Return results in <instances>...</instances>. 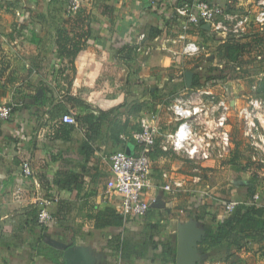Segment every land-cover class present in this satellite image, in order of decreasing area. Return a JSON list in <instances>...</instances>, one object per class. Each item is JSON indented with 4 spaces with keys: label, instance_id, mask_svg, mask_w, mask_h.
<instances>
[{
    "label": "crops",
    "instance_id": "crops-1",
    "mask_svg": "<svg viewBox=\"0 0 264 264\" xmlns=\"http://www.w3.org/2000/svg\"><path fill=\"white\" fill-rule=\"evenodd\" d=\"M72 1L79 3L77 10L70 9ZM211 2L240 10L246 5ZM175 7L174 0L154 7L146 0H0V108L13 107L8 120L0 119V264H65L63 251L49 246L48 237L88 248L98 264H172L171 259L176 264L180 224H194L204 232L196 264H264V231L246 238L258 229L233 232L216 245L203 244L207 230L231 215L225 204L246 202L264 209V184L248 183L244 173L237 178L242 169L247 173L251 151L241 132L232 133L239 119L230 118L231 113L244 109L241 101L231 93L217 95L227 83L210 86L193 75V86L182 91L181 74L191 71L185 66L189 56L184 45L195 42L207 52L204 44L212 37L210 27L183 30L185 18L173 13ZM72 42H79L80 49L69 60ZM136 45L150 47L148 56L135 54ZM126 48L131 49L130 64L121 61ZM217 53L207 52L208 61ZM133 65L138 87L130 82ZM164 68L173 69L176 95L163 96L168 81L160 73ZM79 100L92 108L79 107ZM178 102L200 109L192 124L196 144L208 160L190 159L170 147L163 150L180 123L172 112ZM121 105L123 110L114 111ZM131 106L138 111H130ZM98 111L114 112L100 117L94 132L93 126L76 120L88 114L98 118ZM221 114L227 117L223 128L217 125ZM64 115L76 124L63 123ZM138 119L157 129L149 152L150 188L142 196L151 207L144 216L125 221L116 212L119 198L108 193L110 154L139 153L130 138L140 132ZM123 124L127 126L117 144L111 134ZM24 160L31 176L23 174ZM245 184L255 186L256 199L247 198ZM39 194L41 202H50L53 221L48 226L36 222Z\"/></svg>",
    "mask_w": 264,
    "mask_h": 264
},
{
    "label": "built area",
    "instance_id": "built-area-1",
    "mask_svg": "<svg viewBox=\"0 0 264 264\" xmlns=\"http://www.w3.org/2000/svg\"><path fill=\"white\" fill-rule=\"evenodd\" d=\"M147 3L154 7L159 1L163 0H146ZM263 4V2H261ZM79 3L72 1L70 9L77 10ZM173 13L177 16L185 18V23L182 26L183 30H188L189 27H200L209 25L210 30L216 31V33H222L227 30V34L230 36L236 35L239 31L245 30V25L249 21V17L246 15L242 17L235 25L231 28H227L222 25L219 18L223 20H233L236 15L229 14L226 12L224 5H215L205 1H196L191 6L185 4L173 9ZM256 21L260 24L264 23V11L260 12L256 18ZM203 29V28H201ZM145 35L141 33L139 40L144 41ZM150 47L144 45H136L133 48V52L137 55L148 56ZM204 49L202 46L195 42H187L184 45L183 53L186 56L193 57L203 53ZM253 109L261 108L258 101L249 102ZM224 107V106H223ZM11 107L5 106L0 108V119L8 120L11 114ZM172 112L175 118L180 122L173 135L169 136V146H163V150L167 151L170 147L173 151L183 152L190 159L196 157L207 159L208 153L200 152L199 146L196 144L198 140L197 134L194 131L192 122L195 116L200 113L198 107H190L187 103L178 102L172 106ZM245 118L250 117L248 110H243ZM226 115L221 114L218 118L217 125L223 128L226 122ZM62 122L68 125H75V119L70 115H64ZM252 122V120H251ZM140 132L133 133L130 138L137 143L141 150L135 155H128L123 151L116 150L110 154V173L111 177L108 181V193L119 198V203L116 205V212L125 220H131L133 218L144 216L150 209L151 204L144 201L142 196L150 188V173H151V161L149 157L150 148L155 142V136L157 129L152 122L147 120H141ZM253 129L254 135L246 137L252 138L253 141L250 143L253 153L252 161L258 165L264 163V128L259 123V126L254 127L252 122L249 125ZM259 127V128H258ZM261 129V130H259ZM222 141L224 144L228 141L226 133L222 134ZM255 141V142H254ZM23 174L25 176H31V168L28 160L23 162ZM166 177V175H164ZM177 187L179 184H176ZM165 188H169L166 186ZM253 199L257 198V195H253ZM238 202H229L225 204V211L232 212ZM50 202H41V207L37 212L36 221L38 225L48 226L52 223L53 217L48 207Z\"/></svg>",
    "mask_w": 264,
    "mask_h": 264
},
{
    "label": "rangeland",
    "instance_id": "rangeland-1",
    "mask_svg": "<svg viewBox=\"0 0 264 264\" xmlns=\"http://www.w3.org/2000/svg\"><path fill=\"white\" fill-rule=\"evenodd\" d=\"M239 1L242 2L243 4L244 3L246 4L245 7H242L241 10L234 8L232 9L229 7V5L224 4V8L226 9L227 13L236 15L235 19L223 20L222 18H219V20L221 21L222 25L225 26L227 29L233 27L237 21H239L242 17L247 15L249 17V21L245 25L246 29L243 31H239L238 34L233 36L228 35L227 30H224L222 33L217 34L216 31L212 29L211 30L212 38L209 41L206 40V43L204 45L207 46L206 51L208 53L210 52L214 53L217 50L218 53L216 55L214 54L216 59L213 60L212 62L211 60L208 61V58L206 56L207 52L204 51L203 53L196 56V58L187 57L185 66L190 67L191 71L189 72L192 73L194 72L195 68L199 66L200 71L193 73V75L196 76L194 80L196 79V81H198L199 83H203V82L211 83L210 86H212V84H214V81L216 80H219L221 83L222 82L227 83L226 86H221V89L218 88V93H217L218 96H220L222 92H225L227 95L232 94L233 96L232 99H238L241 101L242 104H240L239 106L244 107V109L238 108L232 111L231 113L232 115L230 118L239 119V122L235 121L236 125H238L239 127L234 128L232 133L236 132L238 135L241 132V134L243 135L242 136L243 141L249 147V151H251V155H250L251 157H250V161L248 162V164L250 163V165L245 164L247 173L242 169L236 175L238 178L241 177L244 173V176L246 177L245 179L248 181V183L250 182L251 183L254 182L255 184L259 183V185L261 186L262 183L264 184V176H262V174H264V163L258 165L252 161L253 149L250 143L253 141V139L246 137L245 134H248L247 136H250L252 134L256 138L255 133H253L254 132L253 129L249 127V125H251L252 122L254 123V127L259 126V123H261V125L264 128V89H263L264 88V41H260V37H262V35L264 34V23L260 24L256 21V18L259 15V13L264 11V0H236L237 3H239ZM261 2H263V4H261ZM211 4L217 5L215 2L214 3L211 2ZM228 8L229 11L227 10ZM200 28H203V26ZM212 42L218 43V45L214 46L212 45ZM4 45L6 47V44ZM235 45H240V50L242 51L237 60H231L230 57L228 58L220 54V51L227 49V46L233 47ZM138 62L139 61H136L137 65H139ZM164 69L165 72L162 71L160 73L163 76L165 75V78L168 81L166 82V85L164 87L165 93L163 96L176 95L177 94L176 91L178 89L177 88L174 89L171 87L172 84L171 80L173 79L174 76H170L171 75L170 70L173 69L171 68L170 69L164 68ZM132 71L133 74L130 82L134 83L135 86L138 87L140 86V79L138 74H136V68H134V65L132 67ZM169 71L170 73L167 74ZM175 71L179 72L180 69H176ZM192 83H193V79H192ZM180 85L184 87L182 88L183 89L182 91L185 90V86L186 88H188L185 82V75L181 74ZM260 88H262V91H259ZM252 101H258L259 103H261V105H259L261 108L253 109V107L249 103ZM5 106H9V105H5ZM5 106L1 105V107H5ZM153 106L154 105H152L151 108H153ZM12 108L13 107H11V109ZM239 110H240V114H238ZM243 110L246 111L248 110L250 117L245 118L244 113H242ZM120 121L121 122L124 121V118H121ZM137 123L138 122L135 121L136 126L140 127L141 122L139 121V123L138 124ZM209 158H207V160ZM197 159H202V158H197ZM233 178L235 179V177Z\"/></svg>",
    "mask_w": 264,
    "mask_h": 264
},
{
    "label": "trees",
    "instance_id": "trees-1",
    "mask_svg": "<svg viewBox=\"0 0 264 264\" xmlns=\"http://www.w3.org/2000/svg\"><path fill=\"white\" fill-rule=\"evenodd\" d=\"M174 1L177 4V7H179L181 5V3H183V2L192 3L194 0H174ZM196 1H205V2L210 3V0H196ZM227 10L229 11V8ZM202 32H204V31H202ZM260 41H264V38L260 37ZM66 43H69V42L66 41ZM78 44H79V42L78 43L72 42L71 47H70V51H67V59L72 60L74 58V56L76 55V53L80 49V46ZM223 47H225V46H223ZM126 49H127V54H126L127 56L122 58L121 61L126 63V64H130V62H132V58H130L131 49L130 48H126ZM241 52L242 51L240 50V45H235L233 47L227 46V49L220 51V54L223 56H226L228 58L230 57L231 60H237L238 57L240 56ZM214 83H221V82L219 80H216V81H214ZM192 86H193V84H192ZM259 91H262V88H260ZM77 105H79V107H83V108H90V109L92 108L80 100L77 101ZM124 108H125V105H121V106L117 107L116 110H114V111H120V110H123ZM129 110L132 112L138 111V108L136 106H131ZM11 111L13 112V109ZM114 111H111V112L98 111V114H99L98 118H96V117L94 118L91 114H88L84 117L78 116L76 118V120L78 122L84 121L85 123L93 126L92 131L94 132L97 129L95 127V125L98 126L102 122L101 120L103 118H100V117H105L109 113L111 114ZM126 126H127V124H123L117 130V133L112 132V134H111L112 138L114 139V141L117 144H120L121 140L119 139V135L126 128ZM83 148H85V145L83 146ZM245 189L247 192V198L251 199L256 192L255 186L252 184H250V185L245 184ZM36 216H37V213H36ZM254 229H258L259 231L256 233L247 234V236H246L247 240L252 238V237H254V239H255V237H258L260 235V233L264 231V209L257 208L253 204H247L246 202H242V203L240 202L235 206L234 210L232 211L231 215L228 218L223 219L222 221L217 223L215 230H211V229L207 230L206 235H205L204 240H203V244L216 245V244L220 243L221 241L228 239L233 232L242 233L243 231L249 232V231H253ZM41 230L46 231V228L42 227ZM262 239H264L263 236H262ZM163 261H165V264L167 263V260H163ZM171 261H173L172 264H174V259H171Z\"/></svg>",
    "mask_w": 264,
    "mask_h": 264
},
{
    "label": "water",
    "instance_id": "water-1",
    "mask_svg": "<svg viewBox=\"0 0 264 264\" xmlns=\"http://www.w3.org/2000/svg\"><path fill=\"white\" fill-rule=\"evenodd\" d=\"M203 28H209L205 25ZM193 73H185V82L188 88L192 85ZM42 200L41 194L37 203ZM204 236L203 230L196 228L194 224H180L177 230L176 264H196L200 260L198 244ZM46 243L63 251L65 264H98L94 254L86 247H69L68 245L46 238Z\"/></svg>",
    "mask_w": 264,
    "mask_h": 264
}]
</instances>
